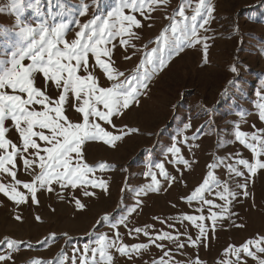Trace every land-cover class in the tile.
Returning a JSON list of instances; mask_svg holds the SVG:
<instances>
[{"label": "rangeland", "instance_id": "374dc122", "mask_svg": "<svg viewBox=\"0 0 264 264\" xmlns=\"http://www.w3.org/2000/svg\"><path fill=\"white\" fill-rule=\"evenodd\" d=\"M188 2L169 0L167 5L157 7L148 19L137 14L144 25L134 29L139 38H133L128 45H121L117 38L107 45L109 48L115 45L111 57L113 66L127 78L142 77L140 65L146 55L153 48L163 49V42L158 44L157 41L164 29L170 28L169 18L171 22L182 19L178 16L181 5H185L186 15L193 14L198 0H190L192 7H187ZM211 2L215 8L214 19L203 29L199 28L203 18H198L197 22L200 37L207 40L201 39L192 46L184 42L179 55L170 49L158 52L157 55L163 54L165 59L170 54L171 59L151 76L147 89H140L139 103L112 118L115 128L97 121L114 134L126 128L139 131L117 141L115 147L101 141L86 142L83 146L89 165H111L103 170L96 167L94 175L89 177L105 182L107 190L91 185L62 187L52 183V191L47 187L38 188L37 203L23 188V183L32 182L40 172L38 164L34 170L23 166V158L31 159L34 150L17 157L14 170L16 179L21 181L17 187L29 198L26 203L17 204L0 193V255L12 257L3 264H33L34 260L42 264H61V261L81 264L84 246L95 247L101 235L116 240L117 244L148 245L131 257L111 249L113 264H154L161 257L168 264H228L236 257L227 255L226 249L264 236V169L252 176L244 166L237 164L241 158L254 163L256 157L235 139L237 130L251 133L264 129L257 107L264 103V0ZM9 3L10 0H0V7ZM24 3L22 20L25 23L32 26L41 22L67 23L70 41L79 31L77 21L83 24L95 16L104 17L119 0H40L39 12L28 7L34 0H24ZM85 3L89 8L87 14L81 16ZM17 32L15 14L0 12V59L10 55L18 40ZM181 39L177 33L172 46ZM204 43L209 45L206 61ZM126 56L131 59H125ZM89 63H94L91 55ZM155 66L158 67V61ZM146 67L151 70L154 65ZM233 67L237 68L236 72L232 71ZM90 70L99 78L101 86L111 87L116 82L108 80L98 66ZM37 86L46 88L53 99H58L61 90L45 84L39 77ZM77 103L70 94L64 106L65 115L73 123L82 120V114L75 111ZM7 125L8 138L19 146L22 141L18 132L10 121ZM38 142L44 146L43 141ZM173 146L180 150L179 162L177 154L170 151ZM3 154L0 150V155ZM260 159L264 160V156ZM229 164L244 175L230 172ZM159 165H163L167 177L161 175ZM210 172L221 187L213 184L203 193V200L191 199L195 190L209 179ZM0 183L14 184L15 181L0 173ZM225 184L236 193L234 198L229 197V213L222 212L225 201L217 194ZM244 184H247L246 189L241 187ZM85 191L94 195H85ZM245 191L248 195H244ZM76 200L85 207L79 208ZM205 200H211L212 204L204 203ZM213 213L217 214L215 226ZM187 216H204L205 219L193 223L184 219ZM196 224L205 226L204 237H200ZM137 228L141 231L136 232ZM165 232L178 239H157ZM189 237L197 240V245L194 246ZM8 240L19 242L17 251L7 248ZM179 244L184 247H178ZM241 260L256 264L246 254H242Z\"/></svg>", "mask_w": 264, "mask_h": 264}, {"label": "snow or ice", "instance_id": "6c2138e0", "mask_svg": "<svg viewBox=\"0 0 264 264\" xmlns=\"http://www.w3.org/2000/svg\"><path fill=\"white\" fill-rule=\"evenodd\" d=\"M39 3L40 0H34V3L29 4L28 7L39 12ZM168 3L169 0H119V3L104 17L95 16L83 24L77 21L79 31L70 41L67 39L69 30L67 23L41 22L36 26L25 23L22 20V14L25 11L24 0H10L6 7H0V12L9 11L15 14L16 28H18L16 33L18 40L13 44V50L8 58L0 59V150L4 152L3 155H0V173L7 174L15 181L14 184L0 183V193H4L17 204L27 202L29 196L18 189L17 186L21 184V181L16 179L17 174L14 169L17 157L22 153L29 152L30 149L34 150L31 153L32 158H23V166L26 170H34L38 164L40 172L32 182L23 183V188L28 191L34 201H36L38 188L47 187L49 191H52L50 187L52 183H58L62 187L91 185L107 190L105 182H98L89 177L94 175L96 167L103 170L111 165L106 163H100L98 166L89 165L84 157L83 146L86 142L101 141L115 147L117 141L131 133H137L139 129L126 128V130L121 129L119 134H114L97 121H103L115 128L112 118L123 115L124 110L139 103L140 89H147V82L151 76L166 66L168 59H171L170 54L168 59H165L163 54L157 55L158 52L162 53L163 49H170L179 55L183 51L184 42L192 46L195 43H200L201 39L206 41L207 37L199 35L198 18H203L202 23H199L201 29L214 19L215 8L211 0H198L190 17L185 14V5H181L178 8V16L182 19L171 22L172 18H169L170 28L164 29L157 41L158 44L163 42V49H151L150 54L146 55L145 60L141 63L140 68H143V76L125 77L123 72L113 66L114 61L111 57L115 45L112 48L107 45L117 38L121 45L130 44L133 38L138 39L139 36L134 29L144 26L138 15L148 19L157 7ZM187 7H192L190 0ZM88 8L87 3L83 4L80 15H86ZM177 33L182 39L176 40L173 47V38ZM208 47L209 45L204 43L205 61ZM90 55L94 57L92 64L89 63ZM125 59H131V57L126 56ZM156 61H158V67L155 66ZM150 64L154 65L151 70L146 67ZM97 66L108 80L116 81L111 87L101 86L99 78L90 70ZM140 68L137 69V72L140 71ZM232 71L236 72L237 68L233 67ZM81 72L84 74H80ZM38 77L45 84L56 90H61L58 99H53L46 88L37 86ZM121 77L125 78L121 80ZM70 94L78 102L75 111L82 114L81 122L73 123L65 115L64 106L69 100ZM257 107L260 110L259 119L264 121V103L258 104ZM9 121L21 138L22 143L19 146L8 138L10 128L7 122ZM253 127L255 128V125ZM235 139L250 149L256 157L254 163L241 158L237 164L244 166L249 174L255 176L259 169H264V160L260 159L264 156V129L251 133L237 130ZM38 140L44 142L43 147ZM170 151L177 154L179 162L181 159L178 155L180 150L173 146ZM183 163L187 165L188 161L183 160ZM158 167L161 168V175L167 177L168 174L163 169V165ZM228 168L236 176L244 175L235 165L229 164ZM153 180L157 184L159 183L155 176H153ZM213 184L217 188L221 187L220 182L210 172L209 179L204 180L203 184L195 190L191 199L203 200V193L209 191ZM241 187L246 189L247 184ZM84 194L94 195L87 191ZM217 194L221 200L225 201V205L221 206L222 212L229 213L228 205L231 204L229 197L234 198L236 193L225 184L223 190ZM244 195H248L247 191L244 192ZM36 202L38 203V201ZM204 203L211 205L212 201L205 200ZM76 204L81 209L85 207L79 200H76ZM16 219L19 220L20 217L17 216ZM184 219L196 223L203 221L205 217L187 216ZM216 219L217 214L213 213V226H215ZM196 226L200 229V237H204L206 235L205 226L203 224H196ZM135 231L140 232L141 229L137 228ZM157 239L163 241L178 238L165 232ZM189 240L194 246L197 245V240H192L191 237ZM152 242L155 243V241ZM18 243L8 240L7 248L17 251ZM95 245V247L84 246L81 264H89V254L91 264H113L114 256L111 253L113 248L121 255L131 257L132 253H137L148 247L147 244L131 246L123 243L117 244L116 240H112L106 235H101L95 241ZM157 247H162V245H157ZM178 247L183 248L184 245L179 244ZM226 254L236 257L228 264H246V261L241 260L242 254L253 258L256 264H264V236L259 239H249L240 247L230 246L226 249ZM164 255L166 256L168 253ZM11 259V255H0V264ZM33 264H42V262L34 260ZM154 264H168V262L161 257Z\"/></svg>", "mask_w": 264, "mask_h": 264}]
</instances>
